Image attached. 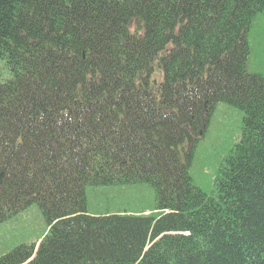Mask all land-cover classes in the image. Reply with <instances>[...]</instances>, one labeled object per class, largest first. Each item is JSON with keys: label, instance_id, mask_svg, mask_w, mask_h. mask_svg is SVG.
I'll list each match as a JSON object with an SVG mask.
<instances>
[{"label": "trees", "instance_id": "1", "mask_svg": "<svg viewBox=\"0 0 264 264\" xmlns=\"http://www.w3.org/2000/svg\"><path fill=\"white\" fill-rule=\"evenodd\" d=\"M263 13L264 0H0V225L33 205L46 223L0 264H264V75L248 43ZM219 103L243 118L207 195L181 181ZM138 185L152 211L88 212L89 190Z\"/></svg>", "mask_w": 264, "mask_h": 264}, {"label": "rangeland", "instance_id": "2", "mask_svg": "<svg viewBox=\"0 0 264 264\" xmlns=\"http://www.w3.org/2000/svg\"><path fill=\"white\" fill-rule=\"evenodd\" d=\"M248 43L249 70L252 73L264 75V13L255 18L248 32ZM155 71V77L160 82V72L157 69ZM8 75L6 63L0 58V80H6ZM242 118L241 111L225 103H219L215 107L208 129L197 144L189 171L190 176L181 181V184L184 185V181L188 180L207 195L215 192L214 178L223 160L239 142ZM87 198L89 213L125 210L150 212L155 205L154 194L146 185L109 188L93 192L89 190ZM164 211L168 213L171 210L164 208ZM45 233L46 223L42 213L37 205H33L0 225V255L22 244H35L41 241Z\"/></svg>", "mask_w": 264, "mask_h": 264}, {"label": "water", "instance_id": "3", "mask_svg": "<svg viewBox=\"0 0 264 264\" xmlns=\"http://www.w3.org/2000/svg\"><path fill=\"white\" fill-rule=\"evenodd\" d=\"M201 135V134H200ZM3 174H0V184L2 182Z\"/></svg>", "mask_w": 264, "mask_h": 264}]
</instances>
